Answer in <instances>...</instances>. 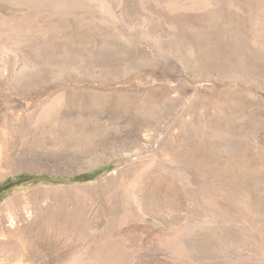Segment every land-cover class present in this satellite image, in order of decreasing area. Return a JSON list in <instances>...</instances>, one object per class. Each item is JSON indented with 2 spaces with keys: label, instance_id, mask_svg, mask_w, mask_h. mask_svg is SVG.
<instances>
[{
  "label": "rangeland",
  "instance_id": "rangeland-1",
  "mask_svg": "<svg viewBox=\"0 0 264 264\" xmlns=\"http://www.w3.org/2000/svg\"><path fill=\"white\" fill-rule=\"evenodd\" d=\"M6 181L0 264H264V0H0Z\"/></svg>",
  "mask_w": 264,
  "mask_h": 264
},
{
  "label": "trees",
  "instance_id": "trees-1",
  "mask_svg": "<svg viewBox=\"0 0 264 264\" xmlns=\"http://www.w3.org/2000/svg\"><path fill=\"white\" fill-rule=\"evenodd\" d=\"M107 169L102 168V169H98L92 172H88L85 174H81V175H77L75 177H72L70 179H68L67 182L70 183H83V182H87V181H91L94 180L95 178H97L103 171H105ZM17 182H30L32 184H37V183H45V184H62L66 181H64V179L61 178H56V177H46V176H27V175H21L18 176L15 179ZM9 181H6L7 185L2 186L0 188V192H5L8 189H10L11 185L8 183Z\"/></svg>",
  "mask_w": 264,
  "mask_h": 264
}]
</instances>
